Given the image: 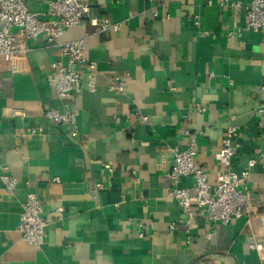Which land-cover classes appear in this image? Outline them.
<instances>
[{
	"label": "crops",
	"instance_id": "0c3cea01",
	"mask_svg": "<svg viewBox=\"0 0 264 264\" xmlns=\"http://www.w3.org/2000/svg\"><path fill=\"white\" fill-rule=\"evenodd\" d=\"M49 1L25 3L45 12ZM80 1L121 30L83 21L64 32L62 41L86 40L84 88L74 103L61 100L49 81L60 53L44 35L28 41L32 49L15 58L16 71L0 58V264H264L250 247L264 244V36L239 34L245 11L222 7L225 0ZM195 16L200 27L190 20ZM12 31L23 43L21 30ZM115 75L124 80L123 94L109 89ZM196 103L206 111H196ZM69 108L76 136L45 117L48 109ZM136 111L151 124L130 119ZM232 117L241 127L236 170L256 160L249 190L258 211L227 225L199 211L187 227L184 210L168 196L173 149L188 146L185 129L198 132L196 160L214 183L215 153ZM3 174L18 180L12 194ZM182 186L193 189V179L183 178ZM28 190L48 220L40 248L19 231Z\"/></svg>",
	"mask_w": 264,
	"mask_h": 264
},
{
	"label": "built area",
	"instance_id": "2783aa9c",
	"mask_svg": "<svg viewBox=\"0 0 264 264\" xmlns=\"http://www.w3.org/2000/svg\"><path fill=\"white\" fill-rule=\"evenodd\" d=\"M221 6L235 7L245 11L247 23L242 30L238 31L239 34L242 31H252L264 36V0H251L245 6L239 1L225 0ZM190 20L196 27H200L199 16L192 17ZM83 21H88L102 31L121 30V23L94 15L92 7L80 0H50L45 12L31 11L25 0H0V58L9 63L12 71H16L15 58L32 49L28 41H38L39 37L44 35L47 44L57 46L60 53V58L51 64L49 81L54 85L61 100L74 103L84 88L83 73L80 67L88 61L85 55L86 40L62 41L61 38L67 29ZM13 28L21 30L23 43L18 42L16 34L12 31ZM228 35L234 36L235 33L229 31ZM109 89L123 94L125 92L124 80L117 75L111 77ZM171 89L177 91L176 86L172 84ZM260 90L264 93V86ZM194 108L200 113L206 111V106L202 103H196ZM258 110L264 116V98ZM13 115L24 117L26 114L15 110ZM45 117L63 126L71 135L78 134L77 116L73 108L63 112L48 109L45 111ZM129 118L138 120L142 124H151L148 116L140 111L132 113ZM240 128L233 122V117L228 121L222 143L215 153L219 171L214 183L210 181L209 168L198 164L196 160L198 132L185 129L184 134L189 139L188 146L185 149L177 147L173 149L174 165L169 173L172 183L168 196L184 210L187 227L199 211L205 213V217L210 222L224 225L242 217L249 218L258 211L252 203L249 190L251 168L256 164V160H249L247 168L241 171H237L233 163L241 147ZM104 166L111 173L115 170L111 164L105 163ZM185 177L193 179V189L182 186V179ZM1 178L8 192L12 194L18 185L17 178L9 174H3ZM52 182L60 183L61 179L54 177ZM27 186L31 187V184L27 182ZM93 187L99 189L102 185L96 184ZM62 210L59 208V211ZM41 213L42 204L37 193L34 190H28L20 214L19 231L22 240L36 248H40L44 243L48 225V220ZM170 228L174 230L176 225L172 224ZM186 232H189V228ZM250 247L264 256L263 243L253 241Z\"/></svg>",
	"mask_w": 264,
	"mask_h": 264
}]
</instances>
